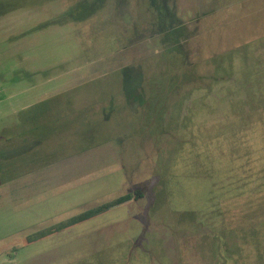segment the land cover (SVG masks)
Instances as JSON below:
<instances>
[{
    "label": "rangeland",
    "instance_id": "rangeland-1",
    "mask_svg": "<svg viewBox=\"0 0 264 264\" xmlns=\"http://www.w3.org/2000/svg\"><path fill=\"white\" fill-rule=\"evenodd\" d=\"M158 2L0 0V264H264V0Z\"/></svg>",
    "mask_w": 264,
    "mask_h": 264
},
{
    "label": "trees",
    "instance_id": "trees-1",
    "mask_svg": "<svg viewBox=\"0 0 264 264\" xmlns=\"http://www.w3.org/2000/svg\"><path fill=\"white\" fill-rule=\"evenodd\" d=\"M150 1H151V3L149 4L150 10H148V8H147L146 12L148 11V13L151 14V16H150L151 19L149 21H147V22L149 23V25L151 27L152 26H157V31H159V27L162 24L169 23V22H166L167 13H166L165 10L159 8V5H158L159 2L157 3V0H150ZM146 12H145V14H146ZM161 17H162V21H161ZM163 20H164V23H163ZM135 30L136 29H134V31ZM167 30H168V32H172L170 30V28L167 29ZM165 39H167V37H164V40ZM165 49L166 50L162 51L158 55L152 56L149 59H145L141 63L139 71H140V73L142 72L141 73L142 77L140 78V80H139L140 84L137 87V88H139V90L137 88L131 89L133 83L132 84H129V83L127 84V82L124 83L122 81V79L120 78V85H119L120 89L119 90H120L121 93H122V91L124 92L122 94L125 95V97L128 100V102L129 101L131 102L132 99L134 100V99L138 98L137 100L143 102V104H144L145 103V97H146L147 100H148V98L152 99L153 96L150 93L151 90L149 88H147L149 86L148 85L149 82L147 83V76L145 74L146 68L150 64L149 61L152 60L151 58L156 59V57H159V55L164 56V57H168V61H169L170 64L173 61L172 58L173 59H177L179 61L178 65H175V63L173 64V66H175V70L181 71L184 74L187 71L190 72V68L191 67L187 63L185 55L182 54V52L177 47L173 51L168 50L169 49L168 47L165 48ZM118 71L119 72H123V71H125V69H123V71L121 69L118 70ZM194 78L193 79H189L188 78V80L186 81V80H184V78L175 80L174 77H171L170 78V84L172 85L171 88H173V87H183V86H185L188 83H192L194 81ZM132 82H134V81H132ZM128 87H130V89H128ZM145 93H146V95H145ZM3 171H5V170H3ZM1 173H2V171H1ZM12 179H10V178L9 179L8 178L5 179L4 174H2V176L0 178V182L2 184H4L6 182L11 181ZM141 197H142V195L140 196V194L138 192L127 193V194H125L123 196H120L119 198L111 201L110 203L101 205V206H99L97 208H94V209H91V210L85 212L82 215H79L75 220H73L72 222H69L68 225H65L66 227L62 224L60 228L66 229V228H70L72 226L81 224L83 222H87V221H89V220H91L93 218H96L98 216H101V215H104L106 213L118 210V209H120L122 207H126V206L134 203L135 201L139 200ZM34 240L35 239H33V238L27 239L28 243L33 242Z\"/></svg>",
    "mask_w": 264,
    "mask_h": 264
}]
</instances>
